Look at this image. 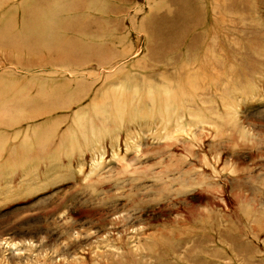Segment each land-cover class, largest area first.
Wrapping results in <instances>:
<instances>
[{"label":"rangeland","instance_id":"rangeland-1","mask_svg":"<svg viewBox=\"0 0 264 264\" xmlns=\"http://www.w3.org/2000/svg\"><path fill=\"white\" fill-rule=\"evenodd\" d=\"M94 2L0 49V264H264V0Z\"/></svg>","mask_w":264,"mask_h":264},{"label":"bare ground","instance_id":"bare-ground-1","mask_svg":"<svg viewBox=\"0 0 264 264\" xmlns=\"http://www.w3.org/2000/svg\"><path fill=\"white\" fill-rule=\"evenodd\" d=\"M30 1L31 0H27L23 5H21L22 16L20 19V24H16V21H13L12 24H6L7 16L5 14L2 15L1 23L3 25L0 26V37L4 34L9 35L12 32L17 37L16 39L19 40L17 42H13L0 39V49L12 47L16 49L18 53H21V55L32 58L37 57V55H40L44 52L48 53L50 55L49 57L52 58L48 61L44 60L43 64L46 62L51 63L56 62L57 60L66 59L70 61L75 60L78 63H81L80 58L76 56V53L81 52L79 50L80 46L87 45L89 39L98 37L100 33L104 32L103 29H97L93 27V25L96 24L95 20L93 21L92 19H84L89 16L93 17V9L97 10V8H99L94 2L95 0H85L83 3L82 1L78 3V0H67L72 1L70 6H64L67 2L66 0ZM99 13H103V11ZM44 14L47 17V20H45ZM103 14L104 16L106 15L105 13ZM60 15H68V17H74L77 20L72 24L63 25V22L58 19ZM82 20L85 22L83 25L81 24ZM46 23L54 25L57 23L60 27L58 26L59 29L52 28L49 34H43L41 31L40 34L37 35L34 40H32L33 43L25 39V34L34 30L40 31L39 27L42 25L45 26ZM61 31V39L59 37L60 35L54 37V34H57ZM68 31L72 33L70 36L67 35ZM71 43L74 44L72 45ZM91 48L92 50L90 52H85V56H89L91 58L99 56L98 53L100 52L94 51L96 48L93 46H91Z\"/></svg>","mask_w":264,"mask_h":264}]
</instances>
